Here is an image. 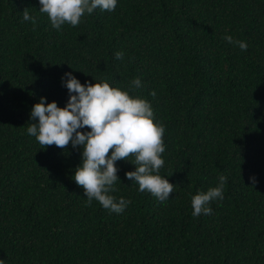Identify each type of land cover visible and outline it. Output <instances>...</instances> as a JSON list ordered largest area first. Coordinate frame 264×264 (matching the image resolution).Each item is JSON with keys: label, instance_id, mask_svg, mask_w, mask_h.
I'll list each match as a JSON object with an SVG mask.
<instances>
[{"label": "trees", "instance_id": "1", "mask_svg": "<svg viewBox=\"0 0 264 264\" xmlns=\"http://www.w3.org/2000/svg\"><path fill=\"white\" fill-rule=\"evenodd\" d=\"M40 7L0 0V260L264 264V0H117L114 11L96 9L59 31ZM68 72L151 104L165 128L159 175L175 186L168 200L139 192L125 177L135 166L118 161L109 194L130 201L125 211L86 206L73 180L82 149H44L28 135L41 97L66 106ZM135 78L141 87L131 90ZM220 175L224 199L194 217L192 197Z\"/></svg>", "mask_w": 264, "mask_h": 264}, {"label": "clouds", "instance_id": "2", "mask_svg": "<svg viewBox=\"0 0 264 264\" xmlns=\"http://www.w3.org/2000/svg\"><path fill=\"white\" fill-rule=\"evenodd\" d=\"M39 4V12L46 14L52 28L59 31L65 24L78 26L85 14L91 15L96 9L114 11L117 0H39ZM22 15L24 21L35 25L36 19L29 15L28 9ZM224 39L241 51L247 50L246 42L234 41L230 35H225ZM123 58V52L115 53V59ZM61 79L69 93L66 106L60 108L56 102L46 103V98L41 97L31 110V119L38 123L30 124L27 132L44 149L52 145L65 149L69 144L82 149V163L75 169L73 180L84 190L86 206H91L95 200L113 213L125 211L130 201L120 198L117 202L109 194L117 191L114 186L119 181L118 161H128L135 166V171L126 172L125 177L138 185L139 192L150 193L161 202L168 200L175 186L159 175L165 163L161 158L165 152V128L154 122L151 104L107 82L82 85L70 72ZM140 87L139 78L131 81V90ZM150 95L155 98L156 92L151 91ZM82 129L90 131H80ZM129 157L133 160L129 161ZM218 179L216 187L192 197L194 217L211 215L209 205L224 199L227 177L220 175ZM250 180L253 185L257 183L255 177ZM0 264L5 261L0 260Z\"/></svg>", "mask_w": 264, "mask_h": 264}]
</instances>
